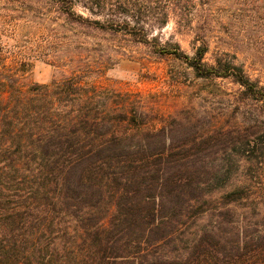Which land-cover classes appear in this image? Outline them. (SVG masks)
Wrapping results in <instances>:
<instances>
[{
  "label": "trees",
  "instance_id": "obj_1",
  "mask_svg": "<svg viewBox=\"0 0 264 264\" xmlns=\"http://www.w3.org/2000/svg\"><path fill=\"white\" fill-rule=\"evenodd\" d=\"M55 1L89 22L74 0ZM152 47L197 78L232 80L264 107V86L235 56L207 62L203 39L193 56ZM10 80H0V264H264V228L249 230L231 209L251 187L217 198L229 177L216 155L229 147L216 133L79 76L27 90Z\"/></svg>",
  "mask_w": 264,
  "mask_h": 264
},
{
  "label": "rangeland",
  "instance_id": "obj_2",
  "mask_svg": "<svg viewBox=\"0 0 264 264\" xmlns=\"http://www.w3.org/2000/svg\"><path fill=\"white\" fill-rule=\"evenodd\" d=\"M74 12L89 22L71 20L55 0H0V80L15 79L27 90L79 76L133 93L149 111L202 134L216 133L229 147L216 155L229 177L217 198L246 182L252 197L231 207L233 219L264 228V107L242 99L232 80L197 78L152 47L179 45L193 56L203 39L207 62L229 53L264 86V1L74 0ZM126 22L149 44L124 31Z\"/></svg>",
  "mask_w": 264,
  "mask_h": 264
}]
</instances>
